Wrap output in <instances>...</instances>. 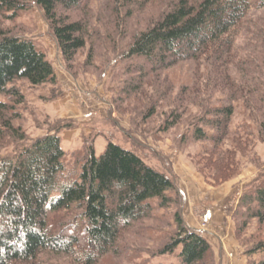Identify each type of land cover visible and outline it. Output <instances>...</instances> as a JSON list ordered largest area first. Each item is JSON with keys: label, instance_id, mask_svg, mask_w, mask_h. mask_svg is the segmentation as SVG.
Wrapping results in <instances>:
<instances>
[{"label": "trees", "instance_id": "1", "mask_svg": "<svg viewBox=\"0 0 264 264\" xmlns=\"http://www.w3.org/2000/svg\"><path fill=\"white\" fill-rule=\"evenodd\" d=\"M95 1L0 0V139L18 142L0 158V264H216L203 233L184 223L172 177L112 142L97 156L95 136L67 152L69 123L31 140L14 125L28 109L24 86L57 84L45 52L15 23L37 6L73 77L86 50L87 66L122 63L118 100L146 97L143 119L162 117V131L184 120L180 140L200 145L188 158L217 187L258 168L264 145V0H98L101 13ZM180 65L187 74L171 98L167 73ZM171 207V222L155 215ZM232 218L247 264H264V239L250 242L264 224L263 171Z\"/></svg>", "mask_w": 264, "mask_h": 264}, {"label": "rangeland", "instance_id": "2", "mask_svg": "<svg viewBox=\"0 0 264 264\" xmlns=\"http://www.w3.org/2000/svg\"><path fill=\"white\" fill-rule=\"evenodd\" d=\"M93 10L102 12L98 0L94 2ZM15 24L14 33L33 39L36 47L45 52L54 67L57 84L36 88L24 86L22 92L26 96L28 109L22 112V120L14 121V125L24 127L25 135L31 140L47 129L69 123L72 128L62 132V146L69 153L81 149L89 135L96 137L97 156L102 153L107 141L132 151L147 166L173 178L183 195L181 213L184 223L203 233L211 245L216 264H247L243 255L246 244L243 245L235 237L232 216L245 188L264 172V145L258 144L255 149L256 158L259 159L258 168L249 164L238 177L217 187L210 186L188 158L199 150L200 145L180 140L186 133L187 123L184 120L168 131H162V117L155 115L143 119V109L151 105L146 97L138 98L139 102L118 100L125 79L121 73L122 63L103 65L100 59H95L93 65L87 66L84 64L86 50L76 58V65L73 66L76 76L73 77L65 70L60 52L37 6L32 4ZM8 25L5 24L6 27ZM106 53L104 57L112 56L110 51ZM174 69L167 73L166 82L174 87L171 98L176 96L175 91L187 74L184 66ZM147 89L150 95L153 94L150 86ZM53 93L57 96L53 97ZM154 95L153 99H157V95ZM115 102L120 110L115 107ZM164 107H157V113L163 111ZM17 143L7 135L0 139V158L11 155ZM172 210V207L158 210L155 215L171 222ZM248 225L247 233H254L255 222ZM260 239H264V224L250 242ZM233 252L234 257L230 256ZM162 262H175V258L168 257Z\"/></svg>", "mask_w": 264, "mask_h": 264}, {"label": "crops", "instance_id": "3", "mask_svg": "<svg viewBox=\"0 0 264 264\" xmlns=\"http://www.w3.org/2000/svg\"><path fill=\"white\" fill-rule=\"evenodd\" d=\"M230 254H231L230 256H233V257L235 256V252H233V253H230Z\"/></svg>", "mask_w": 264, "mask_h": 264}]
</instances>
